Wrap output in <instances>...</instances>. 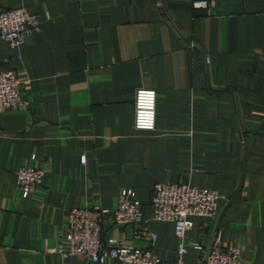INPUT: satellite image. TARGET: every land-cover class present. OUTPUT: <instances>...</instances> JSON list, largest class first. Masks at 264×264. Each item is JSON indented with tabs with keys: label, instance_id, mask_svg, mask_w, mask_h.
<instances>
[{
	"label": "crops",
	"instance_id": "1",
	"mask_svg": "<svg viewBox=\"0 0 264 264\" xmlns=\"http://www.w3.org/2000/svg\"><path fill=\"white\" fill-rule=\"evenodd\" d=\"M194 1L0 0L40 19L18 47L0 40V69L16 71L26 103L0 110V264H118L58 250L72 208L113 210L131 191L157 239L111 216L104 238L176 258L174 223L150 207L158 182L219 194L215 215L193 217L187 261L218 241L264 264V0ZM140 87L156 90L154 129L135 127ZM24 166L45 170L30 193Z\"/></svg>",
	"mask_w": 264,
	"mask_h": 264
},
{
	"label": "built area",
	"instance_id": "2",
	"mask_svg": "<svg viewBox=\"0 0 264 264\" xmlns=\"http://www.w3.org/2000/svg\"><path fill=\"white\" fill-rule=\"evenodd\" d=\"M219 0H195L196 8L213 7ZM40 29L38 15L26 8L0 10V40L18 47L36 30ZM21 79L14 69H0V110L21 109L25 106L20 91ZM157 93L154 88L140 87L135 97V127H156ZM18 185L26 193L40 186L45 170L24 166L18 171ZM219 194L214 189L201 188L186 182H158L153 185L150 207L157 220L172 221L175 233L181 239L178 255L163 259L148 247L124 243L115 235L104 238L105 217L111 216L113 224L142 227L140 233L155 241L157 233L149 230L143 218V203L131 191L121 196L118 206L111 210L101 205L74 207L69 211L68 230L61 254L84 255L90 262H102L112 257L118 264H244L240 247L224 248L216 241L199 262L187 261L185 244L187 232L193 227L194 216H213L217 211ZM144 227V228H143ZM204 250L199 242L190 243Z\"/></svg>",
	"mask_w": 264,
	"mask_h": 264
}]
</instances>
